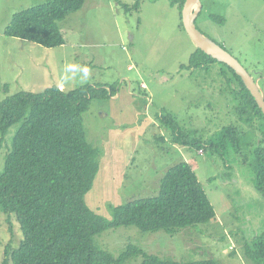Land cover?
<instances>
[{"label": "rangeland", "instance_id": "obj_1", "mask_svg": "<svg viewBox=\"0 0 264 264\" xmlns=\"http://www.w3.org/2000/svg\"><path fill=\"white\" fill-rule=\"evenodd\" d=\"M47 1L0 0V102L52 86L69 92L87 84L116 85L115 97L93 100L82 116L89 144L103 150L100 172L85 197L89 208L110 220L114 208L155 197L164 174L186 161L216 214L215 220L174 236L141 233L135 227L108 229L95 237V245L114 257L134 245L149 255L184 263L214 259L219 264H253L244 246L264 235V199L254 189L252 150L246 146L254 143V133L251 124L240 121L236 89L224 79L226 68L211 64L182 69L196 47L168 0H143L140 11L131 13L121 5L135 0H87L59 23L67 48L46 49L4 35L15 13ZM201 4L197 29L235 58L264 95V0ZM161 113L172 115L184 132L203 141L227 126L247 131L241 154L221 160L210 151L173 145L170 130L157 120ZM19 126L0 135V171ZM162 136L164 142L158 141ZM256 136L260 141L259 132ZM21 241L15 219L0 214V264L6 245L12 242L16 248ZM141 262L139 256L126 264Z\"/></svg>", "mask_w": 264, "mask_h": 264}, {"label": "trees", "instance_id": "obj_2", "mask_svg": "<svg viewBox=\"0 0 264 264\" xmlns=\"http://www.w3.org/2000/svg\"><path fill=\"white\" fill-rule=\"evenodd\" d=\"M86 1L49 0L17 12L4 35L46 49L60 48L65 45V38L59 23L80 11ZM168 1L182 19L186 0ZM142 3L143 0H135L121 6L126 13L139 12ZM211 64L226 68L224 79L236 89L240 121L251 124L254 143L246 146L252 150L254 189L264 199V115L241 78L201 50L196 48L188 66L182 69H201ZM116 93V85L87 84L69 92L52 86L41 93L19 92L0 102V135L3 137L12 125L20 122L0 171V214L15 219L22 241L16 248L12 242L6 245L3 264H126L139 256L140 264H219L214 259L188 263L161 259L134 245H128L114 257L95 245V237L108 229L135 227L141 233L164 232L174 236L216 219L193 166L186 161L164 174L155 197L114 208L110 220L89 208L85 197L100 172L103 150L89 144L82 116L93 100H108ZM157 120L170 130L173 145L200 153L210 151L221 160L231 153L235 157L240 155L243 138L247 136V131L227 126L215 138L203 141L184 132L170 114L161 113ZM256 121H260L258 127ZM164 139L162 136L158 141ZM244 255L253 264H264V235L246 243Z\"/></svg>", "mask_w": 264, "mask_h": 264}, {"label": "water", "instance_id": "obj_3", "mask_svg": "<svg viewBox=\"0 0 264 264\" xmlns=\"http://www.w3.org/2000/svg\"><path fill=\"white\" fill-rule=\"evenodd\" d=\"M202 11L201 0H186L182 8L181 17L184 29L195 47L216 61L227 65L242 80L244 86L255 100L264 115V95L258 85L242 65L227 51L203 35L196 27V20Z\"/></svg>", "mask_w": 264, "mask_h": 264}, {"label": "crops", "instance_id": "obj_4", "mask_svg": "<svg viewBox=\"0 0 264 264\" xmlns=\"http://www.w3.org/2000/svg\"><path fill=\"white\" fill-rule=\"evenodd\" d=\"M169 2V1H168ZM171 6V5H170ZM60 26V25H59ZM61 29V28H60ZM63 30L61 29V32H62ZM62 34H63V32H62ZM64 36V35H63ZM64 38H65V36H64ZM61 48H67V40H66V38H65V45H63ZM129 69V68H128ZM141 86H143L144 87V85H141ZM61 90H63L61 87H59ZM146 88V87H145Z\"/></svg>", "mask_w": 264, "mask_h": 264}]
</instances>
